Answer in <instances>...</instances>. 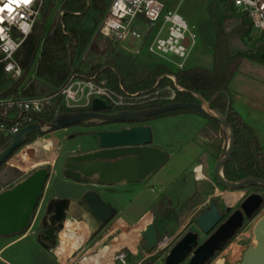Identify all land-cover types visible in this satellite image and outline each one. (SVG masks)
I'll return each mask as SVG.
<instances>
[{
	"label": "rangeland",
	"instance_id": "374dc122",
	"mask_svg": "<svg viewBox=\"0 0 264 264\" xmlns=\"http://www.w3.org/2000/svg\"><path fill=\"white\" fill-rule=\"evenodd\" d=\"M53 1L54 8L51 10L48 24L58 18V16L60 17L62 15V10H60L62 0ZM163 1L166 2V0ZM172 1L177 5V12L183 16L190 26H195V30L199 34L193 50L185 61V69L195 66L207 68L212 67L213 51L206 47L208 36L201 32L200 29L202 23L209 18L207 8L213 0ZM220 20H222V26L224 27L227 39L233 51L247 53L257 52L258 44L256 42L257 40H263L264 34L260 33L259 30L254 29L250 25V21L246 15L238 12L234 8L229 9L222 6L220 8ZM209 37L213 38V35L210 34ZM119 49L124 54H130V56H132L140 72H143L144 70L146 71L156 64H166L172 72L179 70L173 62L167 61L150 52L148 50V43L144 44L143 40L136 36L130 35L125 41H119ZM36 62L37 59H35L31 71L25 76V81L32 76ZM253 62L254 61L248 57L243 60L240 66L241 73L236 79H234L233 85H230L231 101L233 104H238L240 101L243 105L244 115L250 124V127L253 128L257 135L264 152V65ZM18 79L19 78L9 76L7 82L3 84L0 90L10 87ZM49 95L51 94L42 93L37 96ZM176 113L177 112H170L166 115H159L145 121V123L152 128L153 142L158 143V147L167 150L169 153V160L165 165L159 170L153 172L144 181L137 183L126 182L123 184H113L110 185L112 191L110 192L111 194H103V197L118 208L117 215L108 223L99 235V237H104L111 233L107 244H122L125 246L131 241V238H133V240L137 239L138 245L142 246L143 239H139L138 234L141 229L140 226L146 221V213L156 211L157 208L153 207L150 210H147L139 221L135 220L134 222L127 224L124 219L127 218V220H132L138 218L147 207L155 203L159 194L175 179L182 175L195 161L203 160L204 163L206 161V173L210 178L214 179V157L224 150L228 151L230 144L229 128H223L216 121H211L210 123L205 124V121L201 119L192 120L169 117ZM183 113L185 112L183 111ZM186 113L195 114L196 112L188 111ZM93 124H76L51 132L44 131L35 133L32 136V139L20 148L24 151L26 156V168L23 160L21 162L23 175H18L17 173L3 168V164L0 166V192L13 187L37 168L48 167L51 173L47 186L39 199L29 228L22 234L0 236V264H5L3 259H7L14 264H59L57 261L58 258L60 261H64L63 258L65 257L62 255L56 253L57 257L52 252H45L37 243L35 234L32 233V231L39 225L40 218L50 199L55 198L56 196L60 197L65 193L68 194L71 192L70 189L76 188L75 190L78 189L77 191L80 192L85 188H88L86 183H79L66 177L63 174V164L69 155L74 153V151H78L77 148L79 146H82V149H93L97 146L96 136L94 134L95 131L100 129H118L122 126H131L130 123L122 122L106 124L103 126L100 125V123ZM47 144L48 148H45ZM26 146H28V151L31 156V163L27 154ZM37 152L39 153L40 159L45 160L49 157H53V162H37L34 164L33 157ZM207 154L212 155L213 157L210 156V158H207ZM9 174H12V176L9 177ZM209 185H211L210 181H207V183L199 182V188L202 192L205 191V187H209ZM253 185H257V187L264 190V186L261 184ZM253 185L248 187L247 190L251 191L257 189ZM152 187H154V191L151 189ZM99 188L107 189V187L104 186H100ZM218 189L221 191L220 188ZM245 190H224L227 192V198L225 196L227 203L230 198L236 199V197L240 196ZM231 192L236 193V195H231ZM263 215L264 205L248 220L242 231L243 233L237 235V237L228 244V247L225 248V253L220 257L218 264H223V262L226 261L229 263L230 260L233 264H238L241 261L246 248L256 242L253 228L255 223ZM85 217L87 216L77 207L76 200L73 199L71 210L67 218L68 221L73 223V228L68 226L67 230L68 232L73 233V230H75L80 240L85 238L84 235L87 232L85 224H87L89 228V224ZM24 234L27 235L20 239ZM10 243H13L12 246L2 252L1 250ZM58 244H61V240L60 242H57L56 247ZM136 247L137 244L132 247V251H135ZM129 261L131 262V259ZM64 262L66 263V260ZM68 263L74 264L71 263L70 260Z\"/></svg>",
	"mask_w": 264,
	"mask_h": 264
},
{
	"label": "trees",
	"instance_id": "16d2710c",
	"mask_svg": "<svg viewBox=\"0 0 264 264\" xmlns=\"http://www.w3.org/2000/svg\"><path fill=\"white\" fill-rule=\"evenodd\" d=\"M110 2L111 0H62L60 10L63 14L48 24L54 1L45 0L40 18L14 55L23 70L22 76L10 87L0 90V98L9 95L31 97L42 93H57L74 72L85 78L97 75L98 80L106 79L107 84L114 89H119L122 84L130 93L150 94L148 101L129 107L130 109L156 107L174 101L201 102V98H204L209 107L225 115L235 129V148L231 158L223 166L225 176L232 180L250 176L264 178V154L257 135L233 107L230 91V83L245 58L264 63V37L263 40H257L256 53L233 51L220 20V8L234 7L230 0H213L207 8L209 18L202 23L200 29L208 36L206 47L213 51L212 67L195 66L172 72L166 64H156L140 72L132 56L119 49V40L103 37L99 33V26ZM250 25L252 26L251 22ZM210 34L213 38L209 37ZM35 59L37 62L33 74L25 81ZM167 75L174 76L175 82ZM8 77L4 64H0V88ZM176 84L181 90H176L174 99L160 98V95H170L166 88H175ZM156 91H159L158 95L155 94ZM61 100L62 96L56 95L47 110L38 115V119L50 122L55 114L74 110L62 105ZM76 110H90V106ZM109 110L116 112L120 109L110 106ZM183 111L188 112H172ZM93 123L97 122L86 124ZM34 134L29 136L27 143ZM9 139L10 137L0 134V152ZM26 149L31 163L28 146ZM25 157L24 151L20 149L3 164V168L23 175L21 162L23 160L26 168Z\"/></svg>",
	"mask_w": 264,
	"mask_h": 264
},
{
	"label": "water",
	"instance_id": "95a60500",
	"mask_svg": "<svg viewBox=\"0 0 264 264\" xmlns=\"http://www.w3.org/2000/svg\"><path fill=\"white\" fill-rule=\"evenodd\" d=\"M108 108L109 105L104 100L93 98L90 111L61 112L55 114L50 122L39 119L35 123L28 124L8 140L6 147L0 152V166L13 156L15 150L26 144L29 136L34 133L51 132L89 122L102 124L122 122L130 123L131 126L95 131L97 149L69 155L64 164L63 174L79 183H88L92 180L102 185L141 182L163 167L169 160L168 151L153 144L152 128L145 121L175 110H188L211 117L223 128L230 130V144L227 154L217 161L214 168V175L220 184L231 189H241L253 184L264 185V178L256 176L237 181H228L223 177L220 168L229 161L233 154L236 142L235 129L230 125L226 116L221 112L212 110L204 98H201V102L174 101L156 107L118 110L116 112H107ZM193 171L194 165L183 174L177 183L184 185L183 189H176V184L167 192L174 205H177L178 198L183 201L195 193L197 176ZM50 175L48 167L37 168L13 187L0 192V236L22 234L27 230ZM82 200L87 206V212L102 223L107 222L116 211L110 202L105 201L95 191L86 192ZM76 201L84 207V202ZM262 202L263 198L259 194H253L246 199L243 206L248 217H252L257 212ZM69 205L70 199L68 198L55 197L49 202L48 213L53 214L51 222L60 221L59 228H62L61 221L64 219L65 210ZM221 217L219 210L214 207L210 213L201 215L198 223L205 232H208ZM232 227L233 218L224 223L209 240L198 246L190 264H197L202 261V255L210 248L213 239L221 237L220 235H223L224 238L227 237L233 231ZM253 233L256 242L246 248L238 264H264V215L255 223ZM156 234L154 225L149 224L143 232V240L148 243L147 248H153L156 244ZM55 237L51 227L45 231L43 236L53 245L56 243ZM196 245L197 235L188 234L167 256L166 264L181 263Z\"/></svg>",
	"mask_w": 264,
	"mask_h": 264
},
{
	"label": "built area",
	"instance_id": "2783aa9c",
	"mask_svg": "<svg viewBox=\"0 0 264 264\" xmlns=\"http://www.w3.org/2000/svg\"><path fill=\"white\" fill-rule=\"evenodd\" d=\"M230 2L234 9L248 17L254 29L264 32V0ZM44 4L45 0H28L27 3L24 0H0V64H4V70L10 77L22 76L23 70L14 55L40 18ZM140 19H144L155 30L154 37L148 42V50L173 62L179 70L185 69V61L199 34L195 26H190L177 10L169 9L163 0H111L99 26V33L119 41H125L130 35L144 39L149 30L142 33L136 27L135 22ZM167 76L175 82L174 76ZM166 89L170 95H160V98L172 100L176 90H181L177 84L175 88L168 86ZM58 94L62 96L61 104L73 111L91 106L93 98H100L120 110H128L150 99V94L130 93L122 84L119 89H114L107 84L106 79L98 80L97 75L85 78L74 72L59 92L49 96L9 95L0 98V134L11 138L23 127L37 122L38 115L45 112ZM155 94L158 95L159 91ZM105 241L102 245L106 244ZM121 246L114 248L116 254L109 261L92 264H137L128 261L132 250Z\"/></svg>",
	"mask_w": 264,
	"mask_h": 264
},
{
	"label": "flooded vegetation",
	"instance_id": "af4514ba",
	"mask_svg": "<svg viewBox=\"0 0 264 264\" xmlns=\"http://www.w3.org/2000/svg\"><path fill=\"white\" fill-rule=\"evenodd\" d=\"M84 111H90V110H84ZM106 111L112 112L109 110V108ZM100 125L103 126L106 124L100 123ZM226 154H227V151L225 152L223 151L217 154L216 157H214L215 161L213 165V175H214V168H215L217 161L221 158H224ZM210 156L212 155L207 154V158H210ZM192 165H194V171H193L194 174L197 176V167L200 166L201 169L199 168V174L200 172H202L203 176H201L200 174V178L197 177L196 179L195 193L183 201H180V199L178 198L177 205H174L171 196L167 195V192L169 191V189H171L174 185H176L179 182L183 174H185ZM188 169L182 175H180L177 179H175L171 184H169L159 194L158 199L155 201V203L147 207V209H145L139 216V220H141L144 213L148 209L153 208V207L157 208L156 211L151 212L153 215H155V218L151 221H145L144 222L145 224L139 230V235H140L139 239L142 240L143 232L147 229V226L149 224H153L157 232L156 234L157 241L153 248H147L148 243L145 240L144 241L142 240L143 244L145 242L144 247L139 248L135 252L134 263H137V264H166V258L171 253L173 248L181 240H183V238H185L188 234H196L197 235V245L193 247L192 251L185 257V259L181 263H179V264H190L191 259L194 255V252L198 248V246H200L201 244L209 240V238H211L216 232L219 231L220 227L224 223H226L228 220H231V218H233V227H232L233 231L229 233L227 237L225 238L223 235H220L221 237L213 239L214 241L211 243L210 248L204 253V255H202L203 256L202 257L203 259H201L202 261H199L197 263V264H218L221 255H223L226 251L225 248L228 247V244L235 237H237V235L243 233L242 231L246 223L251 218V217H248V215L246 214L245 208L243 206L246 199L253 194H259L262 196L263 202L261 203V206L259 207L257 212L264 205V190L257 187V185L256 186L253 185L257 189H254L251 191L247 190V188L251 187L252 185H247L241 188V189H244V190L246 189V190L243 191L240 196H237L236 199L230 198L229 202L227 203L226 201L227 194L223 195L222 192L225 193L226 191L224 190H227V189H230V190H240V189H231V188L223 186L217 181L215 175H214V179L210 178L206 173V169H207L206 161L205 163L203 162V160L195 161L193 164H191L188 167ZM220 171L226 180L237 181V180L229 179L228 177L225 176L224 171H223V166L220 168ZM207 181H210L211 185H209V187H205L206 190L202 192L199 188V182L207 183ZM86 184L88 185V188H85L83 191L78 192L77 191L78 189L75 190L76 188H74V189H70L71 192L68 194L65 193L64 195H61L60 197L56 196V198L70 199V205L65 210V217L61 221L62 228H59L60 221L55 220L54 222H51V218L53 214L48 213L49 202L51 201L50 199L47 202L45 211L40 218L39 225L36 227L35 230L32 231V233L35 234V239L37 243L44 249L45 252H52L55 255L57 253L58 255H62L65 258H67V259L63 258L64 261L66 260V263L64 261H60L58 258L57 261L59 262V264H70L68 263L69 260L71 263H74V264H78L79 262H80L79 264H82L85 259L90 260L94 258H95L94 262L99 263V262H104L107 260L109 261V259H111L116 254L113 248H107L105 245L96 244L98 240L102 239V237H99L101 231L108 225V223L118 213V208L116 207V205H113L110 201H108L105 197H103L104 193L111 194L110 193L112 192L111 186L98 184L94 180ZM100 186L107 187V189H101L99 188ZM184 187H185L184 185H180V184L176 185V189H179V190L183 189ZM218 188H220L221 191ZM151 189L154 191V187H152ZM88 191L98 192L105 201L110 202L115 207L116 211L114 215L107 222L105 223H102L101 221L99 222V219L95 218L94 216H92L90 213L87 212L86 210L87 206L85 205V202L82 200V198L84 194ZM231 195H236V193L231 192ZM73 199L84 202V207L77 201H76V204H77V207L80 208V210L83 213H85V215L87 216L85 217V219L87 220L90 229L87 227V224H85L87 228V232L84 235L85 238L81 240V243L79 244L78 248H76L75 250H73L71 253L68 254L67 253L68 247L65 241L64 233L68 227L67 218L71 210V204L73 203ZM229 203H232V204L229 205ZM214 207H216L217 210H219L222 217L217 221L215 226L210 231L205 232L203 228L199 226L198 219L201 215L206 214L208 212L210 213ZM49 227H51L54 230V233L56 236L55 237L56 243L54 245L51 243V241L45 240L43 238L45 231ZM73 231L77 235V232H75V230ZM61 232H62V239H61ZM26 235L27 234H24L20 239L24 238ZM59 237H60V240L62 241H61V244L56 247L57 242L59 241ZM107 241L109 242L108 239L105 242ZM136 244L138 245L137 239L133 240L132 245L136 246ZM54 248L56 251H54ZM129 249L132 250V248H129ZM123 250H126V249L123 248ZM65 253H66V256H65ZM128 259L130 260V257H128ZM224 263L233 264L231 260L229 263L228 261L223 262V264Z\"/></svg>",
	"mask_w": 264,
	"mask_h": 264
},
{
	"label": "crops",
	"instance_id": "0c3cea01",
	"mask_svg": "<svg viewBox=\"0 0 264 264\" xmlns=\"http://www.w3.org/2000/svg\"><path fill=\"white\" fill-rule=\"evenodd\" d=\"M165 2V1H164ZM165 4H166V6L169 8V9H172V10H176V8H177V5H176V3L174 2V1H172V0H166V2H165ZM135 24H137L136 25V27L142 32V33H146L148 30H149V33L147 34L148 36L146 37V38H144V39H142L143 40V43L144 44H147L153 37H154V35H155V30H153L152 28H150L149 27V25H148V23L144 20V19H140V20H138V21H136L135 22ZM252 61H254V62H257V63H259V64H261V65H264V63H262V62H258V61H256V60H254V59H252ZM253 62V63H254ZM241 72H240V68H239V70L235 73V75H234V77H233V79H232V81H231V83H230V85H233V83H234V79H236V77L240 74ZM239 101V100H238ZM231 103H232V101H231ZM232 105H233V107L235 108V110L237 111V112H239V114L242 116V118H243V120L250 126V124L248 123V121H247V119H246V117H245V115H244V112H243V105L240 103V101L238 102V104H233L232 103ZM169 117H176V118H183V119H192V120H203V121H205V124L206 123H210L211 121H214V120H212V119H210V118H207V117H204V116H201V115H199L198 113H183V112H179V113H176V114H173V116H169ZM208 121V122H207ZM253 129V128H252ZM258 138V137H257ZM96 141H97V138H96ZM258 141H259V139H258ZM259 143H260V141H259ZM153 144L154 145H156V146H159V144L158 143H155V142H153ZM260 146H261V144H260ZM261 148H262V151H263V147L261 146ZM78 151H74V153H72V154H78V153H83V152H88V151H93V150H95V149H97V146H95L93 149H82V146H79L78 148ZM263 154H264V152H263ZM123 183H125V182H122V184ZM151 209V208H150ZM150 209H148V210H150ZM125 220V222L127 223V224H130V222H134L135 220L136 221H139V217L138 218H135V219H132V220H127V218L126 219H124ZM137 224H139V223H137ZM145 223L143 222L142 223V225L140 226L141 228H142V226L144 225ZM139 234V233H138ZM140 236V235H139ZM141 238V237H140ZM108 239H110V237L108 238ZM101 240H98V242H96V244L97 245H102V243L100 242ZM106 244H105V246L106 247H108V248H115L116 247V245L115 244H107V242H105ZM132 243H133V238H131V241L128 243V244H126L125 246H127L128 248H132L133 247V245H132ZM12 244L13 243H10V244H8L7 246H5L1 251L3 252L5 249H8V248H10L11 246H12ZM117 246H121L120 244L118 245L117 244ZM123 246V245H122ZM121 246V247H122ZM143 248L144 247V245L143 246H140V245H137V247H136V249H135V251H132V253H131V255H129V257H130V259H131V262H133L134 263V258H135V256H134V254H135V252L139 249V248ZM54 251H55V249H54ZM3 262L5 263V264H14L13 262H11V261H9V260H7V259H3Z\"/></svg>",
	"mask_w": 264,
	"mask_h": 264
},
{
	"label": "bare ground",
	"instance_id": "6f19581e",
	"mask_svg": "<svg viewBox=\"0 0 264 264\" xmlns=\"http://www.w3.org/2000/svg\"><path fill=\"white\" fill-rule=\"evenodd\" d=\"M45 148H48V144L45 146ZM51 155V154H50ZM33 159H34V164L35 163H42V162H53V157H49V158H47V159H40L39 158V153L37 152V153H35L34 154V157H33ZM200 168V166H198L197 167V177L198 178H200V174H201V176H203V174H202V172H200V174H199V172H198V169ZM217 192V191H216ZM220 192V191H219ZM222 194L224 195V194H227V192H222ZM232 203H229V205H231ZM146 221H151V220H153L154 218H155V215H153L151 212L150 213H147L146 214ZM116 223H117V221H116ZM72 222L71 221H68L67 220V226H70L71 228H73V226H72ZM88 227V226H87ZM114 231V230H113ZM122 231V230H121ZM111 236V233H109V234H107V235H105L104 237H102V239H101V243L103 242V241H105V240H107L109 237ZM124 236V235H123ZM64 237H65V241H66V244H67V247H68V249H67V253L69 254V253H71L73 250H75L76 248H78V246H79V244L81 243V240H80V238H79V236L78 235H76V233H73V232H68V230H66L65 231V233H64ZM255 237V236H254ZM61 239H62V232H61ZM123 239V238H122ZM256 240V239H255ZM62 241V240H61ZM122 241V240H121ZM121 241H120V243H121ZM116 243V242H115ZM59 245V244H58ZM117 246V245H116ZM95 247V246H94ZM108 248V247H107ZM106 250V249H105ZM108 250V249H107ZM106 253V252H105ZM65 259H67V258H65ZM95 259V258H94ZM94 259H85L84 261H83V263L82 264H92L95 260ZM110 260V259H109ZM102 261V260H101ZM80 263V262H79ZM78 263V264H79Z\"/></svg>",
	"mask_w": 264,
	"mask_h": 264
},
{
	"label": "snow or ice",
	"instance_id": "6c2138e0",
	"mask_svg": "<svg viewBox=\"0 0 264 264\" xmlns=\"http://www.w3.org/2000/svg\"><path fill=\"white\" fill-rule=\"evenodd\" d=\"M24 2L27 3L28 0H24ZM5 7L7 8V7H9V6H8V5H5ZM9 10H11V9H9Z\"/></svg>",
	"mask_w": 264,
	"mask_h": 264
}]
</instances>
